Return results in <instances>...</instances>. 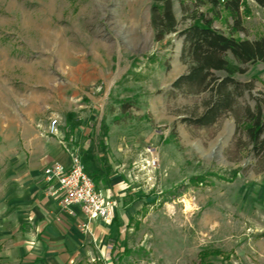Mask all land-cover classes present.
<instances>
[{"label": "rangeland", "instance_id": "rangeland-1", "mask_svg": "<svg viewBox=\"0 0 264 264\" xmlns=\"http://www.w3.org/2000/svg\"><path fill=\"white\" fill-rule=\"evenodd\" d=\"M205 2L173 0L179 31L194 10L209 13ZM151 3L0 0V140L33 107L57 119L63 134L74 110L107 124L112 158L141 201L117 253L95 264H199L203 250L222 253L208 264H264V172L247 151L234 153L231 115L208 130L184 122L200 114L205 96L171 94L187 69L182 38L154 43ZM242 7L250 35L264 37V10L248 0ZM213 25L228 34L232 20L221 10ZM235 79L254 83L240 105L264 98V64ZM127 101L133 107L124 113Z\"/></svg>", "mask_w": 264, "mask_h": 264}, {"label": "crops", "instance_id": "crops-1", "mask_svg": "<svg viewBox=\"0 0 264 264\" xmlns=\"http://www.w3.org/2000/svg\"><path fill=\"white\" fill-rule=\"evenodd\" d=\"M243 27L244 38H259ZM67 114L73 118L65 121L66 133L49 136L46 111L25 110L0 140V264H95L117 253L138 211L141 199L134 197L129 173L112 158L113 134L103 131L107 124L80 120L75 110ZM71 148L80 150L96 188L118 205L110 223H89L90 235L81 230L87 218L80 207L63 208L43 179L49 165L70 166Z\"/></svg>", "mask_w": 264, "mask_h": 264}, {"label": "trees", "instance_id": "trees-1", "mask_svg": "<svg viewBox=\"0 0 264 264\" xmlns=\"http://www.w3.org/2000/svg\"><path fill=\"white\" fill-rule=\"evenodd\" d=\"M252 1L264 8V0ZM242 3V0H206L205 4L211 7L209 13L194 10L188 15L189 24L179 31L173 0H152L149 23L156 44L174 34L182 38L180 62L187 69L172 83L171 94L205 96L200 101V114L195 113L184 122L194 129L208 130L231 115L236 127L234 153L239 155L247 151L255 168L264 172V98H254L252 107L240 105L239 100L252 92L254 83L235 79V76L245 75L248 66L264 64V37L254 40L237 38V35L245 34L240 12ZM221 10L232 20L228 34L213 25ZM120 107L127 113L133 105L127 101ZM72 118L69 115V119ZM221 254L203 250L198 255L199 264H208L209 257Z\"/></svg>", "mask_w": 264, "mask_h": 264}, {"label": "built area", "instance_id": "built-area-1", "mask_svg": "<svg viewBox=\"0 0 264 264\" xmlns=\"http://www.w3.org/2000/svg\"><path fill=\"white\" fill-rule=\"evenodd\" d=\"M242 10L240 8V12ZM58 128L59 121L57 119L50 120L46 135L57 136ZM69 157L70 166L68 168L60 164L49 165L43 171V179L48 185V194L53 198L60 197L63 208L66 209L74 205L80 207L87 218V223L81 226V230L86 235H90L89 223L93 220L110 223L118 205L117 202L96 188L78 154L73 149L69 151ZM155 163L156 160L151 159L146 162V165L150 168L154 167Z\"/></svg>", "mask_w": 264, "mask_h": 264}]
</instances>
